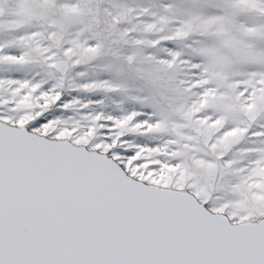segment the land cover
<instances>
[{
    "label": "snow or ice",
    "instance_id": "1",
    "mask_svg": "<svg viewBox=\"0 0 264 264\" xmlns=\"http://www.w3.org/2000/svg\"><path fill=\"white\" fill-rule=\"evenodd\" d=\"M0 264H264V0H0Z\"/></svg>",
    "mask_w": 264,
    "mask_h": 264
}]
</instances>
